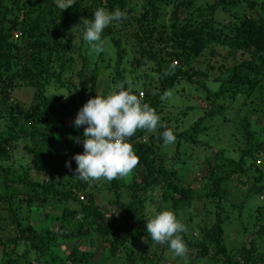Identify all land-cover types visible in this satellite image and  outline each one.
Listing matches in <instances>:
<instances>
[{
  "label": "trees",
  "instance_id": "obj_1",
  "mask_svg": "<svg viewBox=\"0 0 264 264\" xmlns=\"http://www.w3.org/2000/svg\"><path fill=\"white\" fill-rule=\"evenodd\" d=\"M192 3L73 0L61 11L57 0H0V264H109L114 258L138 264L156 244L146 230L152 217L146 204L155 200L175 211L190 206L192 189L173 166L178 154L189 158L183 149L198 144V134L208 128L206 118L221 114L218 100L225 94L233 98L257 92L264 99V0H212L181 15L180 8L188 9ZM98 7L109 12L119 8L126 14L102 33V41L106 38L112 50L113 85L128 81L122 63L130 58L134 66L150 64L152 74L144 79L134 76L140 87L133 91L138 95L140 89L143 101L158 115L166 92L181 82L195 83L209 104L182 129L169 125L172 116H162L164 127L158 125L154 132L138 130L130 142L139 164L123 178L101 179L103 188L112 191L102 204L94 199L98 181L75 178L73 159L83 153L84 128H74V119L83 104L96 96V81L106 66V52L93 51L83 40V20L92 19ZM221 14L226 19L216 20ZM204 52L201 59L206 67L201 70L196 66ZM217 60L229 65L216 64ZM208 67H216L220 74L214 90L204 83ZM69 68L75 80L70 75L61 79ZM50 83L65 91H49ZM20 89L31 92L29 100L16 97ZM240 124L245 145L238 148L236 159L225 156V148L216 149L203 177V198L216 209L211 222L199 218L196 238L186 239L182 233L193 256L207 257L212 249L214 264H264V204L249 215L247 243L240 242L236 248L224 243V219L235 207L224 196L229 192H225L227 182L245 185V200L264 194L262 166L255 164L256 159H264V137H255L245 116ZM166 128L173 129L174 143L164 142ZM31 212L40 214L43 224L31 223ZM118 213L135 217V224L119 220ZM67 244L66 249L60 248ZM191 257L189 253L190 261Z\"/></svg>",
  "mask_w": 264,
  "mask_h": 264
},
{
  "label": "rangeland",
  "instance_id": "obj_2",
  "mask_svg": "<svg viewBox=\"0 0 264 264\" xmlns=\"http://www.w3.org/2000/svg\"><path fill=\"white\" fill-rule=\"evenodd\" d=\"M212 0H193L192 6L188 9L180 8V14L185 15L189 10H193L199 5H203L205 2L210 3ZM166 7L163 5L161 11H165ZM216 20L223 21L226 19L225 15H217ZM109 42L105 38L103 40V48L106 52L104 55L105 67H102L97 78L96 94L98 95H107L111 88L113 89L114 85L110 81L109 72L112 65V50L108 46ZM204 54L199 57V64L196 66L201 70L205 69L206 64L202 61V57H205ZM224 63L226 66L229 65L228 61L217 60L216 64ZM77 64V63H75ZM215 64V65H216ZM124 68V76L127 80L132 82L133 88H139V81H135L136 75L141 76L143 79L146 77V74H152V71L149 72L150 64L143 66H134L133 62L130 61V58L126 62L122 63ZM88 69V67H87ZM206 76L204 78L205 85L210 89H216L218 82L216 78L220 75L215 67L206 69ZM70 75L71 79L75 80V77L70 68L61 76V79L67 78ZM196 84L189 85V83L181 82L177 88L168 90L165 94L166 100L162 102V110L159 114L162 116H172V119L169 121V125L176 126L177 129H182L190 124L198 116L202 115L206 111V105H209L205 100H203V91L194 87ZM182 87V91H179ZM23 89V88H21ZM18 90L16 92V97L27 101L30 98L31 92L29 90ZM108 89H110L108 91ZM48 90L51 92L54 91H65L61 87L55 86L53 83H50ZM140 91V89H139ZM138 91V93H139ZM139 95V94H138ZM242 93H238L237 96L230 98L228 93L225 94L218 104L223 107V111L220 115H214L211 118H206L204 120V125L208 124V128L205 131H202L198 134V144L196 146H188L183 144L184 147L188 146L184 154L189 153V158L184 159L181 153L178 154L177 162L173 164L176 169V174L178 178L183 182L185 186H188L192 189V195L194 199L192 200L189 207L184 209L173 210L163 203L161 205L159 202L154 200L152 204H146V209L148 210V216H152L155 212V207L159 206L160 211L165 208H170L173 210L178 217L186 226L187 231L185 233L186 239L190 237H197V233L194 230L195 224L200 222V217H203V221L207 224L212 220V212L215 211V207L212 203L206 204V199L203 198V193L206 191L204 187L203 177L206 176L208 165L212 162L213 153L218 148H225L224 155L229 156L232 159H236L238 148L245 145L244 138L242 137V129L240 124V119L245 116L250 125L251 129L254 131V135L258 140H261L264 137V102L263 95L258 93L250 92L249 96H245ZM168 155L170 152L166 151ZM205 157V158H203ZM183 158L184 162H180ZM204 159V161H203ZM263 159V157L261 158ZM255 164L262 166L263 177H264V159L255 160ZM251 174V173H250ZM249 176V174H248ZM246 179V178H245ZM250 179V178H249ZM231 181H228L224 186L226 188L225 198H227L231 203H234L235 207H232L227 212L228 216L224 219V243L228 248H236L239 243H247L251 231V221L252 218L249 216L254 213L256 207L264 204V194L262 196L250 195L246 200L243 198L245 185L243 184H234ZM98 190L94 195V199L98 204H102L107 198L112 197V191L104 189L103 182L100 180L96 183ZM124 199H126L124 197ZM123 199V200H124ZM204 202V203H203ZM59 207V206H58ZM31 223L38 221V223L43 224V220H39L40 214L32 213ZM119 220L127 221L130 224H135L136 218L131 217L128 214L118 213ZM250 217V218H248ZM3 223V222H2ZM2 223L0 228H2ZM37 225V224H35ZM243 226L245 228H243ZM253 230V228H252ZM251 237V236H250ZM70 244L61 246V249H66ZM81 246V242L79 244ZM262 250V249H261ZM145 255V258L138 262V264H185L183 258L176 257L174 253L170 250L169 246H164L161 244H154L150 246ZM161 253V255H160ZM189 253H192L191 261L187 258V264H214L211 261V257L214 255L212 249L209 250L207 257L203 256H193L194 250L189 249ZM157 255L162 256L160 261L157 258ZM113 263L109 264H121L122 260L114 258ZM190 261V262H189ZM95 264V263H92ZM101 264V263H100ZM108 264V263H106ZM123 264V263H122Z\"/></svg>",
  "mask_w": 264,
  "mask_h": 264
},
{
  "label": "clouds",
  "instance_id": "obj_3",
  "mask_svg": "<svg viewBox=\"0 0 264 264\" xmlns=\"http://www.w3.org/2000/svg\"><path fill=\"white\" fill-rule=\"evenodd\" d=\"M73 0H57V7L62 11L72 6ZM126 18L119 8L109 12L98 7L92 19L83 20V40L93 51L104 50L102 33L114 21ZM125 83L127 87H125ZM68 96H64L67 99ZM161 117L154 108L143 101V94L133 91L130 80L118 82L107 95L89 98L79 109L73 122L74 128H83V153L73 156L76 162L75 178L82 181H100L102 178L111 182L129 175L139 164L130 138L138 130L156 131ZM164 142L174 143L176 136L173 129L166 128L162 133ZM77 142H81L77 139ZM66 167L71 169L70 162ZM43 175V174H42ZM80 194H78L79 196ZM146 230L153 242L168 244L176 257L183 258L187 264L189 248L182 233L187 226L170 208L154 212L146 223Z\"/></svg>",
  "mask_w": 264,
  "mask_h": 264
},
{
  "label": "built area",
  "instance_id": "obj_4",
  "mask_svg": "<svg viewBox=\"0 0 264 264\" xmlns=\"http://www.w3.org/2000/svg\"><path fill=\"white\" fill-rule=\"evenodd\" d=\"M138 94L140 95V94H142V92L139 91ZM142 140H143V139H142ZM78 198L81 199V198H82L81 195H79Z\"/></svg>",
  "mask_w": 264,
  "mask_h": 264
}]
</instances>
